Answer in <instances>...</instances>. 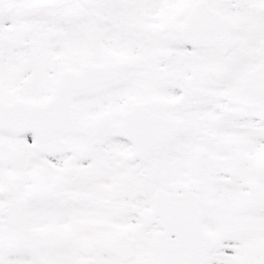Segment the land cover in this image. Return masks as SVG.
Here are the masks:
<instances>
[{
    "label": "snow or ice",
    "instance_id": "obj_1",
    "mask_svg": "<svg viewBox=\"0 0 264 264\" xmlns=\"http://www.w3.org/2000/svg\"><path fill=\"white\" fill-rule=\"evenodd\" d=\"M0 264H264V0H0Z\"/></svg>",
    "mask_w": 264,
    "mask_h": 264
}]
</instances>
